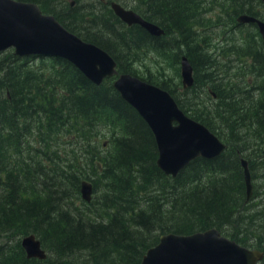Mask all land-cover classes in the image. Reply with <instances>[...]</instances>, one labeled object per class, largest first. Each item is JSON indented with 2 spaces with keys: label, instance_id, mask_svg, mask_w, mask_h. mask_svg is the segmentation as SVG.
I'll use <instances>...</instances> for the list:
<instances>
[{
  "label": "trees",
  "instance_id": "16d2710c",
  "mask_svg": "<svg viewBox=\"0 0 264 264\" xmlns=\"http://www.w3.org/2000/svg\"><path fill=\"white\" fill-rule=\"evenodd\" d=\"M19 1L38 4L69 31L106 50L119 72L135 75L139 54L140 60L148 52L166 58L174 50L173 61L186 55L194 84L184 90L191 92L203 82L215 100L213 113L189 104L197 109L191 113L180 97L176 102L227 147L213 159L195 158L176 177L168 176L156 164L151 130L113 88V78L95 85L63 58L0 52V264H140L161 234L212 227L243 246L264 250V204L252 202L255 189L246 201L240 165V157H246L252 179L264 178V50L255 45L261 40L256 25L236 21L242 13L263 17L257 8L262 0H143L147 10L142 15L164 27L160 37L126 25L109 3L68 7L65 0ZM215 9L216 16L209 13ZM223 13L227 22L221 27ZM196 23L218 27L222 35L231 34L230 24L248 28L237 57L251 56L252 64L238 74L261 78L257 101L251 94L243 97L241 85L228 81L227 68L221 66L230 54L224 45L214 48L212 31L198 32ZM169 36L172 43L167 44ZM143 80L174 91L167 79L151 73ZM243 110L257 123L251 137L244 122V131L235 124ZM57 139L61 142L54 148L51 141ZM104 142L105 152L98 147ZM84 179L92 182L94 197L78 206L74 199H81ZM30 233L48 251L45 260L26 258L20 239Z\"/></svg>",
  "mask_w": 264,
  "mask_h": 264
},
{
  "label": "water",
  "instance_id": "95a60500",
  "mask_svg": "<svg viewBox=\"0 0 264 264\" xmlns=\"http://www.w3.org/2000/svg\"><path fill=\"white\" fill-rule=\"evenodd\" d=\"M75 2L70 0V5ZM262 2L264 4V0ZM109 6L128 26L139 25L152 36L164 35L163 28L133 9L116 1H111ZM236 21L254 23L264 40V20L242 13ZM6 49H13L19 57L63 58L95 85L113 78V88L151 130L157 149L156 164L168 176L176 177L195 158L213 159L227 147L208 127L188 116L166 89L130 73L119 72L116 60L106 50L69 31L34 2L0 0V52ZM179 63L182 87L190 88L194 84L193 67L185 55ZM262 154L264 156V147ZM240 160L245 198L249 201L253 196L251 171L247 159L241 156ZM93 191L91 181L80 182L79 192L84 202L93 200ZM20 245L27 259L46 258L40 239L33 233L23 235ZM263 259V250L243 246L212 227L190 234H162L158 242L146 250L140 264H259Z\"/></svg>",
  "mask_w": 264,
  "mask_h": 264
},
{
  "label": "rangeland",
  "instance_id": "374dc122",
  "mask_svg": "<svg viewBox=\"0 0 264 264\" xmlns=\"http://www.w3.org/2000/svg\"><path fill=\"white\" fill-rule=\"evenodd\" d=\"M92 1L94 0H78L77 5L78 6H82V5L88 6V4L91 3ZM142 1L143 0H119V2L122 3L125 7L131 8L133 10H142L143 9ZM221 4L224 7H229L227 2L221 1ZM257 8H258L259 13L262 14L264 17V4L257 6ZM209 13L214 14V16H216L217 9L212 10ZM226 18H227L226 15L223 13V19H221V27H223V25L227 22L225 21ZM200 24H203V23L195 24L197 31L203 32L207 30L208 33L212 31V34H211L212 35V46L214 48H219L224 45L225 54L226 55L230 54L228 59L226 58V56H224V65L221 66V67L227 68V71H228L227 73H229L228 76L230 77L228 81L233 82V83H238L241 85V88L244 90V92L242 93L243 97H247V96L249 97L251 94V96L254 98L253 100L257 101V99L261 95L260 90H259V84H260L261 78H256V76L252 73H246L244 74V76L238 74V71H240L241 68L245 69V66L247 64L249 65L252 64L251 56L250 57L242 56L241 57L242 59L237 57V52L240 51V48H243L244 45H246L245 32L247 31L248 28H244L243 26H238V27L236 26L234 28L233 25L230 24V27H228V29L232 27L231 34L225 33L222 35L220 34V30L217 29L218 27L214 28V26H212V27L206 28ZM165 41L167 44L172 43L170 42V40H165ZM258 44L262 46L260 50H264V40H262V38L259 41L255 40V45L257 46ZM173 53L176 56V51L173 50ZM173 53L170 57L164 56L166 58H162V57H158L155 52H148L147 54L143 55L145 57L142 60H140V57L142 55L139 54L140 57L137 58L138 60L133 63L132 69H133L134 74L143 79H145L149 73H151L155 79L156 77H158V79H162V78L167 79V84L174 90L173 92H170V94L174 97L175 100L176 98L180 97L182 101H185L186 108L190 109L191 113L196 112L197 109L187 106L189 104H193L195 107H198L199 109L202 108L204 109L203 111L204 113L207 112L208 114L210 113V115H212L215 100L210 99L211 96L205 93L203 82L199 83L195 87V89L191 90V92H186L183 89L182 84H181V77H180V63H179L180 56L178 57V59L173 61L174 59ZM214 53H216L217 55L219 54L217 50H214ZM245 102L248 103V100ZM244 110L243 112L240 113L242 115L240 114L235 115L237 122L234 120V117H232V119H230V117H227V114H224V117L228 118L229 121L232 120V123L236 122L235 124H238L242 131H244V129L241 127V123L244 122L246 124L245 128L248 130L247 133L249 137H251V135L253 134V128L255 130L257 123L255 119L247 118L248 115L244 113ZM242 117H243V121L239 120V118H242ZM218 119L215 121L216 124L222 128H225V125H223L221 120H218ZM103 129H104L103 127L100 129L101 133ZM101 133L99 134V136L102 135ZM60 142L61 140L57 139L56 141H51V145L55 148L57 147L58 144H60ZM252 142H253V139L250 138V143ZM30 145L34 147V149L37 148L33 141H31ZM98 147L99 149L102 148L103 151L105 152V149H104L105 144L102 143ZM263 147L264 145L261 147V150L263 149ZM64 150L65 151L70 150V148L66 147L64 148ZM248 153L250 154V152ZM256 164L257 165L260 164L259 159L256 160ZM257 173L262 174V170L260 169V171H258ZM93 178L95 177H92V179ZM252 181H253L254 189L256 191V196L252 202H258V203L264 204V178L255 177L252 179ZM102 190H103V186L101 185L99 187V193L97 192L96 197L94 199L95 200L94 204H96L97 201L100 200V194H101L100 191ZM81 201H83L82 198L80 200L74 199L75 204L78 206L80 205ZM84 210H86V208ZM263 228H264V223H263ZM221 234L230 238L225 232L221 231ZM259 249L262 250L261 248ZM259 264H264V260L261 261Z\"/></svg>",
  "mask_w": 264,
  "mask_h": 264
},
{
  "label": "flooded vegetation",
  "instance_id": "af4514ba",
  "mask_svg": "<svg viewBox=\"0 0 264 264\" xmlns=\"http://www.w3.org/2000/svg\"><path fill=\"white\" fill-rule=\"evenodd\" d=\"M68 4H67V6L68 7H74V6H76L77 5V2H78V0H75L76 2H75V4L73 5V6H71L70 5V0H65ZM111 1H116V2H119V0H94L93 2L94 3H96L98 6H100L99 5V3H101V4H103V5H107L108 3L110 4V2ZM120 3V2H119ZM122 6H124L122 3H120ZM125 7V6H124ZM125 8H128V7H125ZM151 9L153 10L154 9V7H151ZM146 8H143L142 10H134V11H136L137 13H139L143 18H145L143 15H142V13H145L146 12ZM258 17V16H257ZM258 18H260V17H258ZM146 19V18H145ZM260 19H262V20H264V17H261ZM146 20H148V21H151V20H149V19H146ZM151 22H154V21H151ZM155 23V22H154ZM156 24V23H155ZM158 25V24H157ZM139 26V25H138ZM159 26H161V25H159ZM162 28H164L163 26H161ZM236 26H234V28H235ZM171 39V36H169L168 37V40H170ZM180 56V58H181V56L182 55H179ZM178 56V57H179ZM214 94V96L213 97H216V95H215V93H213ZM263 130H264V128H263ZM263 155V154H262ZM250 201V200H249ZM264 251V250H263ZM263 261V260H262Z\"/></svg>",
  "mask_w": 264,
  "mask_h": 264
},
{
  "label": "bare ground",
  "instance_id": "6f19581e",
  "mask_svg": "<svg viewBox=\"0 0 264 264\" xmlns=\"http://www.w3.org/2000/svg\"><path fill=\"white\" fill-rule=\"evenodd\" d=\"M146 6H147V5H146ZM160 27H161V26H160ZM161 28H162V27H161ZM163 36H164V35H163ZM178 44H179V43H178ZM14 54H15V53H14ZM15 55H16V54H15ZM17 56H18V55H17ZM185 56H186V55H185ZM240 161H241V160H240ZM247 202H248V201H247ZM34 235H35V234H34ZM161 235H162V234H161ZM161 235H160V236H161ZM160 236H159V237H160ZM38 239H39V238H38ZM43 248H44V247H43ZM44 250H45V252H46V258H47V256H48V251H47L45 248H44ZM46 258H45V259H46ZM45 259H44V260H45Z\"/></svg>",
  "mask_w": 264,
  "mask_h": 264
}]
</instances>
